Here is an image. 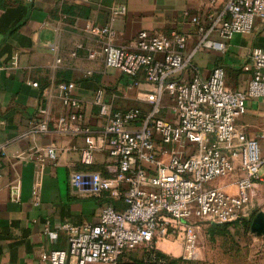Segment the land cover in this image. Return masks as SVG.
<instances>
[{
	"label": "built area",
	"instance_id": "1",
	"mask_svg": "<svg viewBox=\"0 0 264 264\" xmlns=\"http://www.w3.org/2000/svg\"><path fill=\"white\" fill-rule=\"evenodd\" d=\"M209 3L204 16L188 17L196 32L190 49V33L178 30L166 34L142 29L128 43H117L124 3L110 5L108 22L84 23L83 30L96 37L87 57L101 59L105 67L128 77L125 90L133 91L139 105L116 107L115 94L99 85L92 100L95 121L88 123L75 93L76 82H55L66 107L60 122L74 123L73 130L83 135L79 162L92 164L97 152L110 158L107 174L79 170L70 181L96 197L118 199L122 207L108 201L95 222L63 223L67 248L43 251L41 261L120 264L124 254L141 249L136 264H169V254L157 253V242L166 238L181 242L178 257L196 261L202 222L225 224L251 217L255 186L261 185L264 192V128L247 136L237 120L249 99L260 100L264 114V47L253 46L247 53L242 69L249 78L244 89L227 86L221 65L203 76L193 56L203 48L225 52L234 35L250 33L257 19L264 22V0ZM61 62L57 57L55 63ZM30 124L40 131L48 126L46 119ZM62 153L47 145L39 150L38 159L62 164ZM227 178L232 180L212 183ZM39 184L37 180L32 189L35 205L40 202Z\"/></svg>",
	"mask_w": 264,
	"mask_h": 264
},
{
	"label": "crops",
	"instance_id": "2",
	"mask_svg": "<svg viewBox=\"0 0 264 264\" xmlns=\"http://www.w3.org/2000/svg\"><path fill=\"white\" fill-rule=\"evenodd\" d=\"M116 2L126 5L117 43H128L142 29L166 34L178 30L190 33L188 49L196 39L189 15L204 16L211 8L209 0H0V151H4L0 154V264H47L40 260L41 252L68 246L63 223L95 222L100 207L109 200L122 207L118 199L96 197L86 188L72 186L70 177L76 171L107 174L110 158L97 152L92 164L79 162L83 135L73 130L74 123L60 122L66 107L55 86L62 79L76 82L75 93L88 123L95 121L92 100L99 85L115 94L116 107L139 105L133 91L125 90L128 77L105 67L101 59L87 57L96 37L83 30L84 23L108 22L110 5ZM253 46L264 47V31L234 35L225 52L199 49L193 61L203 76L223 66L227 86L244 89L249 74L242 64ZM73 50L75 56L70 55ZM57 57L62 59L60 64L55 63ZM42 119L47 120L46 131L30 124ZM237 126L247 136L264 128L260 100L247 101ZM47 145L63 152L62 164L40 162L39 150ZM37 180L40 202L35 205L32 189ZM230 180L220 179L218 184ZM255 189L262 187L257 184ZM164 248L179 251V256L182 244Z\"/></svg>",
	"mask_w": 264,
	"mask_h": 264
},
{
	"label": "rangeland",
	"instance_id": "3",
	"mask_svg": "<svg viewBox=\"0 0 264 264\" xmlns=\"http://www.w3.org/2000/svg\"><path fill=\"white\" fill-rule=\"evenodd\" d=\"M255 26L254 29L260 32L264 31L263 21L257 19ZM219 180L216 179L212 183H221ZM251 201L253 214L249 219L220 225H214L207 221L202 222L199 233L201 247L198 260H182L178 257L179 251L170 252L164 248V245L168 247L178 243L179 240L176 238L159 240L157 250L162 253L170 252V256L174 260L173 264H264V242H260L259 238L257 239L256 235L249 230L252 216L258 210H264L263 190L255 189ZM135 254L140 257L142 250L137 249Z\"/></svg>",
	"mask_w": 264,
	"mask_h": 264
},
{
	"label": "water",
	"instance_id": "4",
	"mask_svg": "<svg viewBox=\"0 0 264 264\" xmlns=\"http://www.w3.org/2000/svg\"><path fill=\"white\" fill-rule=\"evenodd\" d=\"M213 224L220 225L219 223ZM249 230L256 235L257 239L259 238V241L264 242V210L260 209L252 216Z\"/></svg>",
	"mask_w": 264,
	"mask_h": 264
},
{
	"label": "trees",
	"instance_id": "5",
	"mask_svg": "<svg viewBox=\"0 0 264 264\" xmlns=\"http://www.w3.org/2000/svg\"><path fill=\"white\" fill-rule=\"evenodd\" d=\"M252 214H253V212H252ZM234 222H239V220L238 221H234ZM217 227H221V226H217ZM157 253H159V254L162 255V252H160L158 250H157ZM139 261H140V257L139 256H136L135 252H130L128 254H124V256L121 257L120 264H136ZM173 263H174V260L171 259L170 262H169V264H173Z\"/></svg>",
	"mask_w": 264,
	"mask_h": 264
}]
</instances>
